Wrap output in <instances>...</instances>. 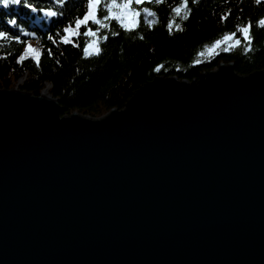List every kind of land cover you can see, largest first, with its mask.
<instances>
[{
	"label": "water",
	"instance_id": "95a60500",
	"mask_svg": "<svg viewBox=\"0 0 264 264\" xmlns=\"http://www.w3.org/2000/svg\"><path fill=\"white\" fill-rule=\"evenodd\" d=\"M47 87L0 88V264H264V68L157 75L98 117Z\"/></svg>",
	"mask_w": 264,
	"mask_h": 264
},
{
	"label": "trees",
	"instance_id": "16d2710c",
	"mask_svg": "<svg viewBox=\"0 0 264 264\" xmlns=\"http://www.w3.org/2000/svg\"><path fill=\"white\" fill-rule=\"evenodd\" d=\"M179 2L167 0L160 5L135 6L156 12L159 23L149 28L143 23L142 13L140 27L126 32L113 20L109 28L101 30V35H108L107 40L100 42L102 53L88 57L83 54L87 37H73L74 42L79 41L78 47L60 42L63 29L70 24L74 29L75 19L83 17L84 0H65L63 4L57 0H29L37 11L23 2L7 7L0 4V31L8 37L0 39V88H10L17 82L19 89L39 95L47 85L48 92L58 99L62 115L76 111L98 117L111 108L121 109L141 85L157 75L194 80L200 73L227 62H232L239 74L264 68V29L255 27L256 21L264 18V4L256 5L253 0H199L193 4L189 0V18H175L183 30L173 27L169 34L166 26L174 15L171 8ZM39 9H51L62 15L46 17ZM229 9V18L221 22V15ZM13 19L17 22L15 26L8 23ZM249 21L253 24L252 51L244 50L243 41L240 46L223 51L227 44L235 45V40L222 43L211 53L205 51L216 40L235 32L237 25ZM88 27L95 30L97 26L89 22ZM80 31L84 32L85 28L81 27ZM112 31L119 35H112ZM139 35L144 38H138ZM236 36L239 38L240 34L237 32ZM15 37H19V42ZM31 41L36 42L41 53L39 67L31 58L17 63ZM201 52L205 55L201 56ZM197 59L202 62L196 63Z\"/></svg>",
	"mask_w": 264,
	"mask_h": 264
},
{
	"label": "snow or ice",
	"instance_id": "6c2138e0",
	"mask_svg": "<svg viewBox=\"0 0 264 264\" xmlns=\"http://www.w3.org/2000/svg\"><path fill=\"white\" fill-rule=\"evenodd\" d=\"M24 3L26 7L31 8L33 11H37L38 9L29 3V0H0V4H3L7 7L9 4L19 5ZM58 3L63 4L65 0H57ZM85 2V13L83 17H78L74 21L75 28L73 29L72 25L65 27L63 29V35L60 37L61 43H73V46H79V41H73V37H78L83 35L88 39L85 41V46L83 48V54L88 56H99L102 53V48L100 47V42L102 40H107L108 35H101L102 29H107L110 26L111 21L115 20L117 24L126 32H134L137 28L140 27L141 24V14L143 13V23L147 25L149 28H152L155 24L159 23V18L157 13L151 11L149 8L138 9L135 6L141 4H152V5H160L165 4L167 0H84ZM191 3H199V0H191ZM253 3L256 5L264 4V0H253ZM44 12L46 17H55L57 15H62V13H58L57 11H53L51 9H39ZM101 12H106V15H99ZM171 12L173 18L169 20L167 24V28L169 30V34L172 33L173 27L176 30H183L180 24L175 23V18L180 17L182 20H187L189 18V14L191 12V8L189 7V0H180L178 6L172 7ZM231 13L229 9L228 12H225L221 15L220 21L225 22ZM89 22L95 24L97 27L95 30L88 27ZM10 25L15 26L16 20H10L8 22ZM81 27L85 28L84 32H81ZM255 27L258 29H264V18L259 19L255 23ZM253 24L249 21L246 24H240L236 26V31L230 34H227L223 37V40H216L209 48L205 51L211 53L217 47H219L224 42H230L235 40V45L231 43L227 44L223 48V51L228 52L232 47L240 46L241 41L246 45L245 51L250 52L253 50V35H252ZM237 32L240 34V37L237 38ZM112 35H119V32L112 31ZM27 35V33H25ZM7 34L3 31H0V39H7ZM140 39H143V35H139ZM15 39L19 42V37H15ZM49 39L52 40L53 37L49 36ZM55 43V41H53ZM30 53H34L35 55H29ZM218 54V53H217ZM41 53L39 49L33 48L31 45H26L25 53L18 57L17 63H22L25 59H33L36 63L37 67L40 66V57ZM48 55L51 56V50L48 51ZM201 56L205 55V52L200 53ZM59 63V61H57ZM202 62L197 59L196 63Z\"/></svg>",
	"mask_w": 264,
	"mask_h": 264
},
{
	"label": "rangeland",
	"instance_id": "374dc122",
	"mask_svg": "<svg viewBox=\"0 0 264 264\" xmlns=\"http://www.w3.org/2000/svg\"><path fill=\"white\" fill-rule=\"evenodd\" d=\"M28 45H31L33 48L37 49V44L34 41L29 42ZM30 54H34V53H30ZM16 85H17V82H16V84H13L11 87H17Z\"/></svg>",
	"mask_w": 264,
	"mask_h": 264
},
{
	"label": "bare ground",
	"instance_id": "6f19581e",
	"mask_svg": "<svg viewBox=\"0 0 264 264\" xmlns=\"http://www.w3.org/2000/svg\"><path fill=\"white\" fill-rule=\"evenodd\" d=\"M46 92V91H45Z\"/></svg>",
	"mask_w": 264,
	"mask_h": 264
}]
</instances>
